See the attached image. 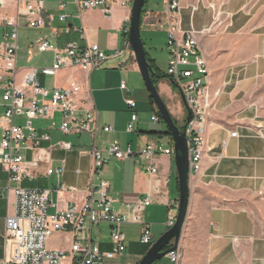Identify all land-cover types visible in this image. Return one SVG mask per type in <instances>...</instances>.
<instances>
[{
	"label": "crops",
	"instance_id": "0c3cea01",
	"mask_svg": "<svg viewBox=\"0 0 264 264\" xmlns=\"http://www.w3.org/2000/svg\"><path fill=\"white\" fill-rule=\"evenodd\" d=\"M27 1L43 3L44 27L28 25L23 15L24 2L18 5L15 0H7L0 9L1 20L19 16L17 82H22L29 69L54 64V52L38 51L39 42L47 41L59 50L72 41L82 46L98 45L111 56L102 67L92 71L64 67L56 74L39 73L38 79L42 87L50 90L78 83L81 110L95 111L98 125L113 126L115 131L102 133L98 139L86 133H64L59 113L54 119L33 121L39 134L50 136L49 141L41 143L47 151L40 152L42 159L34 177L11 181L0 164V260L6 217L14 213L16 203L15 194L11 192L8 197L6 189L50 191L48 214L71 206L80 209L88 199L91 183H99L93 177L91 151L95 147L104 151L108 142L118 139L122 149L131 147L135 156L126 160L112 158L103 176L109 185L113 210L127 218L121 226L126 251L108 264H139L151 246L141 244L143 224L133 221L130 206L151 195L152 203L143 210L142 222L150 226L156 241L176 221L180 193L173 139L164 123L152 120L153 115H158L157 109L151 105L149 93H143L141 73L126 36L134 0L127 6H114L110 15L100 9L80 10L76 0ZM158 1L162 9L155 3L145 9L142 38L149 58L166 73L170 25L166 0ZM197 13L206 16L198 27ZM179 18L182 31L197 33L200 54L209 67L211 106L206 117L201 170L190 176V204L177 250L180 258L173 263L166 256L158 264H264V0H181ZM10 32L11 28L2 21L0 74ZM123 83L130 93L121 89ZM158 89L176 123L186 125L188 112L181 92L174 90L167 79L160 81ZM127 99L137 103L138 122L133 133L127 131L131 120ZM5 112L0 81V145L4 129L10 125ZM25 122L23 117L14 119L19 126ZM235 132L238 135L232 137ZM61 143L71 144L72 150L63 149ZM150 143L173 151L154 157L156 175L148 172L149 163L142 155ZM24 156L31 161L34 153L27 150ZM61 167L65 168L61 177L47 173L50 168ZM94 198L98 200L99 193ZM90 236L102 251H111V225L94 226ZM73 239L72 233L57 232L47 247L70 251Z\"/></svg>",
	"mask_w": 264,
	"mask_h": 264
},
{
	"label": "built area",
	"instance_id": "2783aa9c",
	"mask_svg": "<svg viewBox=\"0 0 264 264\" xmlns=\"http://www.w3.org/2000/svg\"><path fill=\"white\" fill-rule=\"evenodd\" d=\"M18 5L25 3L23 14L31 28L44 27L45 21L41 14L43 3L27 0H15ZM130 0H76L80 10L100 9L110 15L116 5L127 6ZM7 0H0V9ZM181 0H166V12L169 16L168 31V68L167 75L176 83L192 113V119L187 123L186 135L189 143V158L191 174L201 170V162L205 148L206 117L211 106L209 67L206 59L200 54L199 44L194 30L182 31L180 28L179 12ZM65 20V16H62ZM11 28L9 42L5 45L3 54L2 82L3 101L5 103V118L10 125L4 129L0 145V164L8 172L10 180L21 181L33 178L41 162V143L49 141L50 136L39 134L33 127L35 119H54L55 113L62 116L61 131L69 133H86L98 139L102 133H112L113 126L100 127L95 111H82L78 104L81 87L72 83L65 89L50 90L41 86L38 74H56L64 67H80L92 71L102 67L111 56L102 51L98 45L82 46L78 41L70 42L63 50H59L47 41L37 44L40 52L52 51L55 62L51 67L29 69L21 83L17 82L18 68V28L19 16L15 20L0 19ZM118 53H116L117 55ZM114 55V56H116ZM121 89L130 93L127 85ZM131 111V120L127 131L133 133L138 122L135 111L137 103L127 99ZM26 119L24 126L14 124V119ZM154 122H160L158 115H153ZM237 132L232 133L236 137ZM61 147L72 150L69 143H61ZM32 150L34 157L31 161L25 159L24 153ZM87 152V151H85ZM84 152V153H85ZM94 158L93 177L99 180L97 185L91 183L88 189V199L80 209L71 206L64 211L48 214L50 191L38 189H6V194L13 192L16 196L14 213L6 217V228L3 235V258L0 264H108L126 251V236L121 226L127 218L113 210V200L109 196V185L103 179L110 160H126L135 156L131 147L122 149L121 142L114 139L108 142L104 151L96 147L91 151ZM172 149H165L156 143H150L143 151V158L149 163L148 172L158 173L153 165V159L159 154H172ZM64 167L56 170L48 169L49 175L55 173L61 177ZM1 182V180H0ZM99 193L100 198H94ZM152 203L151 195L131 205L133 221L142 223L140 242L152 246L155 238L150 226L142 222V212ZM106 223L111 225V251H102L92 240L90 232L94 226ZM175 221L170 223V227ZM72 233L74 239L70 251L50 250L48 240L54 233ZM173 263H177L180 254L171 251L167 255Z\"/></svg>",
	"mask_w": 264,
	"mask_h": 264
},
{
	"label": "water",
	"instance_id": "95a60500",
	"mask_svg": "<svg viewBox=\"0 0 264 264\" xmlns=\"http://www.w3.org/2000/svg\"><path fill=\"white\" fill-rule=\"evenodd\" d=\"M146 0H134L132 4V15L129 29V44L134 52L141 76L145 83V87L153 99L154 104L161 116L162 121L171 133L174 142L175 162L179 181V207L175 224L163 236L157 239L150 247L146 255L139 264H155L166 257L169 252L177 251L184 224L187 218L188 208L190 204V158H189V143L186 135L187 123L192 119V113L185 103L188 115L186 118V125L182 131L176 124L168 106L159 89L152 80L153 70L150 66L147 53L142 38L141 19ZM173 242V248L168 251H163L167 244Z\"/></svg>",
	"mask_w": 264,
	"mask_h": 264
},
{
	"label": "trees",
	"instance_id": "16d2710c",
	"mask_svg": "<svg viewBox=\"0 0 264 264\" xmlns=\"http://www.w3.org/2000/svg\"><path fill=\"white\" fill-rule=\"evenodd\" d=\"M149 0H146V3H145V6L146 4L148 3ZM144 6V8H145ZM144 13H145V9H143V13H142V19H141V27H142V21H143V16H144ZM126 36L128 37L129 39V32L126 33ZM147 59H148V62L150 64V66L152 67V70H153V75H152V80L154 82V84L156 85V87L158 88V85L160 83L161 80H164V79H167L169 81V83L171 84L172 88L174 90H178V87L176 85V83L169 77V75H167V73H163L155 64V62L153 60H151L147 54ZM150 102H151V105L154 106V108H156L155 104H154V101L153 99L150 97ZM157 109V108H156ZM157 113H158V116L160 117L161 119V116L157 110ZM161 122L164 123L161 119ZM176 122V121H175ZM177 124V123H176ZM182 131L184 130V128H180ZM171 138V133L168 131L167 133ZM177 184H178V189H179V181H178V178H177ZM174 244L173 242L167 244V246L164 248L163 251H170L172 248H173ZM159 262L155 263V264H158Z\"/></svg>",
	"mask_w": 264,
	"mask_h": 264
},
{
	"label": "rangeland",
	"instance_id": "374dc122",
	"mask_svg": "<svg viewBox=\"0 0 264 264\" xmlns=\"http://www.w3.org/2000/svg\"><path fill=\"white\" fill-rule=\"evenodd\" d=\"M152 3H155V4H157V6H158V8L159 9H162V4H161V2L160 1H158V0H149L148 1V3H147V5L145 6V8L144 9H147ZM205 18H206V16H205V14H203V13H197V15H196V26L198 27L199 26V24L200 23H202L204 20H205ZM187 22H188V16H185V24H187ZM166 72V71H165ZM140 75V77H141V83H142V85H143V93H145V94H147L148 95V92H147V89H146V87H145V83H144V81H143V78H142V76H141V74H139ZM177 125H178V127H180V128H184V126H185V124L184 123H177ZM60 242V240H57V243H59ZM164 259H166V257H164L163 258V260ZM163 260H161V261H163ZM161 261H159V263L161 262Z\"/></svg>",
	"mask_w": 264,
	"mask_h": 264
}]
</instances>
